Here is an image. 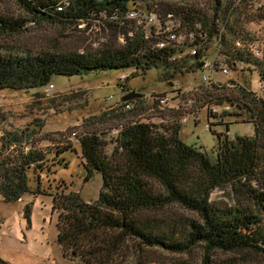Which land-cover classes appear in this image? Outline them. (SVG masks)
I'll return each instance as SVG.
<instances>
[{
  "label": "trees",
  "instance_id": "1",
  "mask_svg": "<svg viewBox=\"0 0 264 264\" xmlns=\"http://www.w3.org/2000/svg\"><path fill=\"white\" fill-rule=\"evenodd\" d=\"M168 1L171 2L16 0L27 17L0 14L2 34L18 32L31 21L77 24L100 20L115 28L95 49L55 46L21 56L0 54V89L30 90L53 85L55 75H79L94 70L133 68L135 73H145L157 67L173 74L189 68V61H198L215 42L217 53L232 64L233 70L241 65L242 70L257 71L264 80V53L254 56L249 49L254 38L232 20L240 7L249 8L247 0H227L226 4L213 0L212 16L195 7L172 5ZM139 4L156 9L163 21L169 15L179 19L188 33L205 35L198 53L177 58L185 45L167 41L165 34L153 32L147 36L143 30L130 31L124 17L132 6ZM259 17L264 18V13ZM238 39L244 46H236ZM161 41L165 45L158 47ZM240 89V98H225L247 112L248 122L254 126L253 135L231 140L226 124L223 138L218 133L214 161L205 152L183 144L178 124L163 126V130L147 122L124 124L113 137L111 154L105 151L106 143L96 133L77 136L85 178L97 172L102 186L93 202H87L78 192L51 195L59 211L57 243L64 253L81 264H121L126 258L135 260L131 264H145L148 249L186 254L198 244L203 245L204 252L199 264H228L209 261V252L214 249H244L264 255V91L255 96L244 87ZM31 135L5 131L0 136V195L6 202L18 201L26 193L41 192L39 181L36 188L32 187L29 173L38 178L49 167L41 169L45 155L34 148L33 140L29 141ZM23 142L30 146L26 149ZM70 147L73 148L72 144L52 153L57 156ZM225 184L232 186L239 199L235 206L210 199L213 190ZM170 204L197 213L199 220L165 215Z\"/></svg>",
  "mask_w": 264,
  "mask_h": 264
},
{
  "label": "rangeland",
  "instance_id": "2",
  "mask_svg": "<svg viewBox=\"0 0 264 264\" xmlns=\"http://www.w3.org/2000/svg\"><path fill=\"white\" fill-rule=\"evenodd\" d=\"M222 1L226 4L227 0ZM261 1V9L240 7L232 17L235 25L254 38L260 56L264 53V18L259 17L264 13V0ZM168 3L195 7L208 16L213 15V0H171ZM138 9L144 12L145 5L139 4ZM0 14L27 17L16 0H0ZM126 20L131 30L143 27L136 17L127 15ZM108 23L100 20L77 24L31 21L18 32L0 33V54L21 56L28 51L55 46L71 50L95 49L113 33L115 27ZM217 49L218 44L213 43L206 57L212 60ZM201 66V62L189 61V68L173 74L157 67H151L145 73H135L133 68L94 70L79 75H55L51 80L53 87L0 89V136L5 131L31 133L29 141L33 140L34 148L45 155L41 169L49 167L40 173L39 179L35 173H29L32 187L36 188V181H39L40 193H26L14 202H6L0 195V264H81L78 259L66 255L57 243L59 211L51 196L56 192L72 191L78 192L87 202H93L99 196L101 175L94 172L85 178L84 158L76 142L77 136L96 133L106 143L105 151L111 154L115 145L113 137L124 124L147 122L160 130L163 126L178 124L183 144L205 152L213 161L218 133L223 134L220 136L223 138L226 124L231 140L236 136H252L254 126L248 122L247 112L239 110L225 97L240 98L243 90L240 87L255 96L261 95L258 72L237 69L227 76L216 74L218 86L213 87L202 82ZM127 89L129 91H125ZM127 94L133 96L123 100ZM70 144L73 148L64 153L57 156L52 153ZM22 146L27 149L30 145L23 142ZM210 199L232 206L239 200L230 184L215 188ZM164 214L199 220L197 213L176 204L168 205ZM203 253L202 244L186 254L152 248L145 253V264L181 261L199 264ZM131 260L135 261L126 258L121 264H131ZM209 261L264 264V255L244 249H214L209 252Z\"/></svg>",
  "mask_w": 264,
  "mask_h": 264
},
{
  "label": "built area",
  "instance_id": "3",
  "mask_svg": "<svg viewBox=\"0 0 264 264\" xmlns=\"http://www.w3.org/2000/svg\"><path fill=\"white\" fill-rule=\"evenodd\" d=\"M247 3L249 5V8H253V9H258L262 7L263 4L261 0H247ZM127 15H130L131 17H136V19L140 22V24L143 25V27L140 26V28L136 30L145 31L147 36L151 35L153 32L157 34L158 33L165 34V38L167 39V41L169 42L175 41L179 44L185 45V49L177 55V58H181L186 55H196L198 51L201 49V45L205 43V38H206L205 35H202L200 33L195 35L194 32L188 33L185 28H182L181 21L179 19H176L175 17L172 18L170 15L168 19H166V21H163L160 13L156 9L145 8L143 12L138 9V6L137 7L132 6L130 10L127 12L124 19H126ZM110 20L112 19L110 18ZM148 26H150L149 30L147 29ZM155 26H157V29H155ZM164 45L165 42L161 41L158 43L157 46L163 47ZM236 46L237 47L244 46L242 40L238 39L236 41ZM211 47L212 46L208 47V49L204 51V55L199 56L198 62L202 63L201 66L202 82L212 84V86L214 87V86H218L217 83L218 81L215 79L216 78L215 75L218 74L221 76H227L233 70V68H232V64H230L229 61L226 60L225 58H222L218 53L216 56H214V58H212V60H209L208 57H206V53L208 52L209 49H211ZM249 49L250 51H252L254 56L257 57L260 56V51L254 44L249 45ZM234 64L238 65V63H234ZM237 68L241 69L242 66L238 65ZM50 87H53V85H51ZM259 88H261L264 91V80H260ZM125 106L130 107L128 103H126Z\"/></svg>",
  "mask_w": 264,
  "mask_h": 264
},
{
  "label": "water",
  "instance_id": "4",
  "mask_svg": "<svg viewBox=\"0 0 264 264\" xmlns=\"http://www.w3.org/2000/svg\"><path fill=\"white\" fill-rule=\"evenodd\" d=\"M200 65H201V64H200ZM132 96H133V95H131V94H130V95H128V94H127V95H124V96H123V100H127V99L131 98Z\"/></svg>",
  "mask_w": 264,
  "mask_h": 264
}]
</instances>
